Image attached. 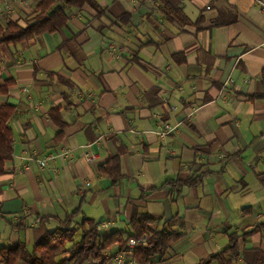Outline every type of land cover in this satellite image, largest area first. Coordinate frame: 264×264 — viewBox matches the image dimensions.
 <instances>
[{"label":"crops","instance_id":"1","mask_svg":"<svg viewBox=\"0 0 264 264\" xmlns=\"http://www.w3.org/2000/svg\"><path fill=\"white\" fill-rule=\"evenodd\" d=\"M97 1L102 15L72 8L61 31L0 46V86L13 81L0 106L17 107L14 155L0 175V247L31 250L78 208L75 220L94 218L106 237L129 229L138 205L158 229L181 233L151 264H198L233 233L231 264H264V229L252 232L264 224V97L251 99L264 96V0ZM164 1L193 23L167 18ZM38 2L0 0V25L27 27ZM56 106L68 123L61 141ZM166 125L176 130L161 137ZM112 156L124 176L114 185L98 169ZM197 177L179 194L161 187ZM118 252L106 250L107 264H128Z\"/></svg>","mask_w":264,"mask_h":264},{"label":"trees","instance_id":"2","mask_svg":"<svg viewBox=\"0 0 264 264\" xmlns=\"http://www.w3.org/2000/svg\"><path fill=\"white\" fill-rule=\"evenodd\" d=\"M162 7L165 15L173 19L182 14L183 22L193 23L185 16L182 8H174L167 2ZM89 5L94 8L98 15L105 13L97 0H39L35 15L29 21L27 27H21L17 21L9 19L5 26L0 25V46L3 43H17L31 40L36 36L46 33H55L67 27L72 8H82ZM177 15V16H176ZM128 15H125V17ZM179 18V17H178ZM197 21L195 24H199ZM214 25H220L215 23ZM177 55H174L176 57ZM264 77V70H263ZM13 81L8 80L0 86L1 93H7ZM264 97L255 95L251 99ZM61 106L50 110V117L58 126L57 141L64 137V130L68 123L61 114ZM17 107L6 103L0 106V175L5 173V167L13 159L14 155V131L10 125L11 119L16 115ZM99 172L108 177L112 184L118 183L124 176L121 171V159L112 156L99 166ZM201 182V178H189L175 182H165L161 187L171 184L173 192L179 194L184 187H194ZM153 187L151 190H157ZM145 191H143L144 198ZM82 212L81 208L73 211L54 230H47L45 234L34 243L31 250L27 245L18 242L13 245L0 247V264H107L109 258L106 250L117 245L119 251L128 247L131 239L137 240V246L133 249L134 260L137 264H151L155 259L164 260L173 242L181 237V233L167 225L162 229L155 227L157 218L149 213L142 212L140 206H133L129 229L116 230L110 235L103 237L99 228V222L91 217H83L76 221ZM51 217H41L46 220ZM264 229V224L257 226L252 232ZM80 238L76 240L77 233ZM237 233L230 234L229 245L211 254L208 259L201 260L198 264H231L240 255L239 239ZM145 238V240H142ZM70 245V246H69ZM63 258L59 261V255Z\"/></svg>","mask_w":264,"mask_h":264},{"label":"built area","instance_id":"3","mask_svg":"<svg viewBox=\"0 0 264 264\" xmlns=\"http://www.w3.org/2000/svg\"><path fill=\"white\" fill-rule=\"evenodd\" d=\"M261 8L264 12V2H261ZM176 130V127L166 125L164 127H160V130L158 131V134L161 137H166L168 134L174 132ZM62 155L73 157V152L69 149L64 150ZM82 157L85 158L88 161H95L96 156L94 154H89L86 151H82ZM55 158L54 155H49L44 158H38L37 162L41 169H45L47 163ZM89 184V183H88ZM106 223H104L105 225ZM142 240H145V238H142ZM137 246V240L131 239L129 241L128 247L119 251L115 256V261L118 263H124L126 258H129L128 264H137L134 260V254L133 249Z\"/></svg>","mask_w":264,"mask_h":264},{"label":"rangeland","instance_id":"4","mask_svg":"<svg viewBox=\"0 0 264 264\" xmlns=\"http://www.w3.org/2000/svg\"><path fill=\"white\" fill-rule=\"evenodd\" d=\"M62 258L63 256L60 254L57 259L60 261Z\"/></svg>","mask_w":264,"mask_h":264}]
</instances>
